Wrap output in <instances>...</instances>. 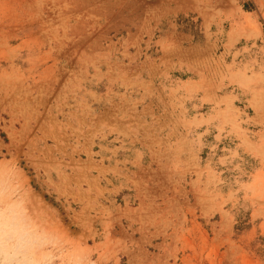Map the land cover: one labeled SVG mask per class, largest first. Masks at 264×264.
Returning <instances> with one entry per match:
<instances>
[{
	"label": "rangeland",
	"instance_id": "obj_1",
	"mask_svg": "<svg viewBox=\"0 0 264 264\" xmlns=\"http://www.w3.org/2000/svg\"><path fill=\"white\" fill-rule=\"evenodd\" d=\"M0 264H264V0H0Z\"/></svg>",
	"mask_w": 264,
	"mask_h": 264
}]
</instances>
